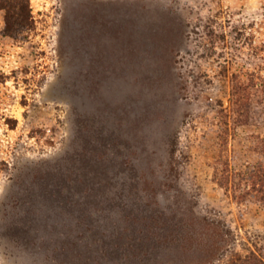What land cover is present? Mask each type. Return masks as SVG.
Listing matches in <instances>:
<instances>
[{
    "label": "rangeland",
    "instance_id": "obj_1",
    "mask_svg": "<svg viewBox=\"0 0 264 264\" xmlns=\"http://www.w3.org/2000/svg\"><path fill=\"white\" fill-rule=\"evenodd\" d=\"M27 1L12 36L0 0V264H203L179 220L264 262V0Z\"/></svg>",
    "mask_w": 264,
    "mask_h": 264
},
{
    "label": "trees",
    "instance_id": "obj_2",
    "mask_svg": "<svg viewBox=\"0 0 264 264\" xmlns=\"http://www.w3.org/2000/svg\"><path fill=\"white\" fill-rule=\"evenodd\" d=\"M1 6L5 10V31L7 34L15 36L18 34L19 31L27 30L31 28L32 22H31V12L30 7L27 0H1ZM1 79V76H0ZM149 214L146 216L148 221V224L151 222H155L156 215L152 211L148 212ZM164 223V221H163ZM148 224H146L148 226ZM165 225V224H164ZM189 228L185 227L183 224H181V220H179V225L176 223L171 226L170 228V237L169 241L171 243H174L178 245L182 249V251H185L187 253H192L194 251H197V247L201 243H203V252L201 254V262L205 264V259L208 262V264H214L213 260H209L211 256L215 255L216 247L218 249V246H216L215 241L211 242H202L198 238H196L193 234V232H189ZM227 233L228 231L223 230L219 235V239L227 240ZM224 237V238H223ZM157 239V238H156ZM185 241V242H184ZM190 256V255H189ZM181 259V258H180ZM213 261V262H212ZM202 264V263H197ZM224 264H264L262 260H260L258 257L254 255H245L240 256L236 255L231 258H229Z\"/></svg>",
    "mask_w": 264,
    "mask_h": 264
}]
</instances>
